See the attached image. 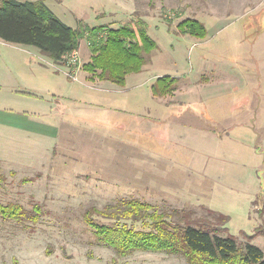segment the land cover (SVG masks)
Wrapping results in <instances>:
<instances>
[{
  "label": "rangeland",
  "instance_id": "rangeland-1",
  "mask_svg": "<svg viewBox=\"0 0 264 264\" xmlns=\"http://www.w3.org/2000/svg\"><path fill=\"white\" fill-rule=\"evenodd\" d=\"M46 3L73 27L142 18L158 47L123 86L92 79L83 66L91 60L86 39L80 62L58 64V74L36 47L0 39V201L42 209L36 221L0 216V264H192L166 252L122 256L99 242L87 211L132 198L174 218L226 214L240 245L264 251V235L242 234L264 224V114L243 105L247 94L264 93V0ZM187 18L200 20L206 37L182 32ZM165 75L178 77L175 89L154 96L151 84ZM50 100L63 114L49 112ZM50 125L59 128L55 140L36 134Z\"/></svg>",
  "mask_w": 264,
  "mask_h": 264
},
{
  "label": "trees",
  "instance_id": "trees-1",
  "mask_svg": "<svg viewBox=\"0 0 264 264\" xmlns=\"http://www.w3.org/2000/svg\"><path fill=\"white\" fill-rule=\"evenodd\" d=\"M46 1L0 0V39L34 46L60 65L65 63L67 54L79 50L81 41L86 39L91 60L83 66L92 73V79L97 76L123 86L127 74L140 71L146 55L158 47L142 18L118 27L108 23L91 26L83 21L73 27L65 23ZM179 26L182 32L197 37L208 34L205 25L196 18H187ZM177 81V76L157 77L151 85L153 95L169 94ZM5 179L0 168V181ZM41 211L39 204L29 212L21 204L0 201L3 219L36 221ZM93 212L115 223H101L90 215ZM175 212L176 218L173 217L175 214L156 211L147 201L120 199L112 209L87 211L85 220L99 242L114 248L122 256L134 251H153L183 255L192 264H264V251L259 246L250 241L240 245L237 237L228 232V215L219 213L216 221H199L188 213L180 215L179 211ZM127 220L142 222L147 228H136ZM242 234L248 239L264 235V224L258 225L252 235Z\"/></svg>",
  "mask_w": 264,
  "mask_h": 264
},
{
  "label": "crops",
  "instance_id": "crops-1",
  "mask_svg": "<svg viewBox=\"0 0 264 264\" xmlns=\"http://www.w3.org/2000/svg\"><path fill=\"white\" fill-rule=\"evenodd\" d=\"M49 64H53L52 66H53V68H54V70H53V72H55V73H60V71L63 69V66H60V65H58L57 63H49ZM45 67H48L47 65L45 66ZM70 79V78H69ZM72 80V79H71ZM81 84H84L83 86H85V87H91V88H93L91 85H90V83H88V82H86V81H83V82H81ZM152 85V84H151ZM71 88H72V86H71ZM96 89H98V88H93V90H96ZM264 95V93H261L260 95H258V94H247V96H246V99H245V101H244V106H246V110L248 111V110H250V107L252 106V104H253V107H254V110L257 112V113H259V114H264V98L262 99V100H259V101H257L256 103H255V105H254V103H253V101H252V97L253 98H255V97H258V96H261V95ZM66 95V94H65ZM64 97V96H63ZM59 108V106H58V104L55 102V101H53V100H50V104H49V109H50V113H61V114H63V112L61 111V110H59L58 109ZM242 110V109H241ZM65 113V112H64ZM72 115V113H67L66 112V114H65V116H66V118H68L69 116H71ZM60 119H63L62 118V116L61 115H59L58 116ZM58 126H51L50 125V127L49 128H46V129H41V130H39L38 129V131H37V133L36 134H43L44 136H49L50 138L52 137L54 140L57 138V135H58ZM19 130H21V129H19ZM19 133H21V136H19L20 138H22V136H23V133H24V131H22V132H19ZM41 134V135H42ZM24 139V138H23Z\"/></svg>",
  "mask_w": 264,
  "mask_h": 264
},
{
  "label": "built area",
  "instance_id": "built-area-1",
  "mask_svg": "<svg viewBox=\"0 0 264 264\" xmlns=\"http://www.w3.org/2000/svg\"><path fill=\"white\" fill-rule=\"evenodd\" d=\"M79 55H80L79 50H74L71 53L67 54V56H66L67 65H69V66L77 65L80 62V56ZM66 71H69L68 68ZM68 74L70 76L73 75V73L71 71Z\"/></svg>",
  "mask_w": 264,
  "mask_h": 264
}]
</instances>
